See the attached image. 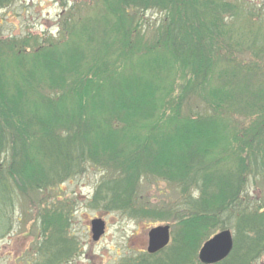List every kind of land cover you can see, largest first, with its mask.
<instances>
[{
	"label": "trees",
	"instance_id": "1",
	"mask_svg": "<svg viewBox=\"0 0 264 264\" xmlns=\"http://www.w3.org/2000/svg\"><path fill=\"white\" fill-rule=\"evenodd\" d=\"M14 1L0 0V10ZM113 3L67 20L65 39L0 45V238L22 195L92 164L117 172L92 203L170 227L166 248L120 264H202L201 246L221 231L232 233L233 248L215 264L256 263L264 193L252 200L249 184L264 188V15L244 0ZM148 9L167 18L145 42L135 18ZM150 179L171 187L170 196L155 204L143 197ZM65 203L37 216L33 264H67L78 254Z\"/></svg>",
	"mask_w": 264,
	"mask_h": 264
},
{
	"label": "rangeland",
	"instance_id": "2",
	"mask_svg": "<svg viewBox=\"0 0 264 264\" xmlns=\"http://www.w3.org/2000/svg\"><path fill=\"white\" fill-rule=\"evenodd\" d=\"M104 1L15 0L9 7L0 10V45L6 46L7 43L10 45L25 40L33 49L36 46L35 40L41 46L46 43L45 40L56 42L62 37L65 39L66 35L69 36V31L63 33L62 29H66L64 23L67 20L84 17L90 19L96 17V12L106 13L104 6H107V9L114 8V0H108L106 5H103ZM245 1L250 7H254L251 12L256 14V17L264 15V0ZM136 12L138 13L135 18L137 31L141 29L140 36L147 42L163 29L162 25L167 14L155 9ZM256 17L251 18L253 24H258ZM100 24L103 27V20ZM177 76L174 75L176 79ZM184 82L178 80L180 85ZM194 106L192 107L194 110L205 108L202 104ZM234 117L235 124L242 126L240 125L242 118L238 115ZM82 169L81 173L71 176L65 182L54 185L43 193L20 197V203L15 208L13 224L0 238V264H33L37 256L39 233V229L36 228L37 216L46 206H61L60 204L65 202V209L70 214L68 231L78 243V254L67 264H120L125 258L146 252L148 232L152 228L167 224L153 223L147 219L134 220L120 211L108 210L103 202L92 203L98 185L106 176L115 177L117 172L104 170L92 164ZM147 182L148 184L143 186V197L149 199L152 204L159 202L164 193L168 197L172 193V188L162 181L150 179ZM257 183L260 182L254 183L251 180L249 184L252 200L264 193V188L260 190ZM91 206L94 208L92 209ZM95 219L104 222V233L94 242L90 226L91 221ZM254 264H264V255Z\"/></svg>",
	"mask_w": 264,
	"mask_h": 264
},
{
	"label": "water",
	"instance_id": "3",
	"mask_svg": "<svg viewBox=\"0 0 264 264\" xmlns=\"http://www.w3.org/2000/svg\"><path fill=\"white\" fill-rule=\"evenodd\" d=\"M90 231L92 240L98 241L104 233V222L101 219L91 221ZM147 238V252L155 254L169 244L170 228L166 225L152 228L148 232ZM232 248L233 240L230 231L219 232L202 245L198 253V260L202 264L221 262L229 256Z\"/></svg>",
	"mask_w": 264,
	"mask_h": 264
}]
</instances>
